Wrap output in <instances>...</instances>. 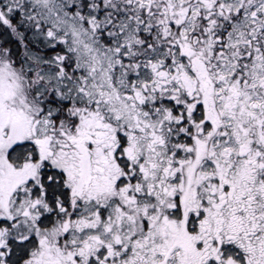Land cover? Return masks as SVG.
Instances as JSON below:
<instances>
[{
    "label": "snow or ice",
    "instance_id": "obj_1",
    "mask_svg": "<svg viewBox=\"0 0 264 264\" xmlns=\"http://www.w3.org/2000/svg\"><path fill=\"white\" fill-rule=\"evenodd\" d=\"M0 264H264V0H0Z\"/></svg>",
    "mask_w": 264,
    "mask_h": 264
}]
</instances>
